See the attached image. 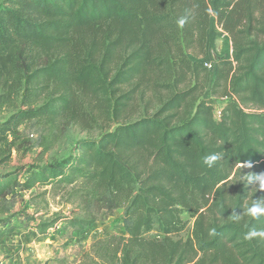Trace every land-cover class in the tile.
Here are the masks:
<instances>
[{
    "label": "trees",
    "instance_id": "obj_1",
    "mask_svg": "<svg viewBox=\"0 0 264 264\" xmlns=\"http://www.w3.org/2000/svg\"><path fill=\"white\" fill-rule=\"evenodd\" d=\"M213 16L233 53L216 60L212 81L188 51L206 56ZM263 38L264 0H3L0 106L13 113L0 123V147L11 149L30 121L104 129L75 155L0 173V201L83 181L91 206L124 208L127 236H107L105 264H264V238H244L264 230V215L242 214L264 199L259 182L243 181L264 174ZM192 73L205 74L203 89L181 85ZM211 81L212 96L230 99L219 119L204 97ZM150 92H164L157 106ZM185 212L193 230L175 239ZM17 216L41 234L61 221L81 231L95 223L18 212L0 228Z\"/></svg>",
    "mask_w": 264,
    "mask_h": 264
},
{
    "label": "rangeland",
    "instance_id": "obj_2",
    "mask_svg": "<svg viewBox=\"0 0 264 264\" xmlns=\"http://www.w3.org/2000/svg\"><path fill=\"white\" fill-rule=\"evenodd\" d=\"M2 2L3 0H0V5ZM257 14L261 16L259 12ZM188 52L192 60L204 62L205 67V62L215 65L219 58L232 57L233 41L213 16L208 30L206 56L200 54V47ZM214 69L209 68L212 81ZM205 77L204 73H192L181 85L188 88L198 84V88L203 89L206 85ZM212 81L204 97L213 100L215 115L219 119L220 110L230 99L212 96ZM163 94L164 92H150L144 99L157 106ZM146 102L147 100L141 102L142 107ZM12 113V108L0 106V123L7 120ZM103 129L98 126L87 129L71 121H61L57 125L45 121H30L20 127V137L11 149L0 147V173L18 168L28 169L33 165H43L75 155L81 139L98 138ZM6 156H9V159L2 162ZM88 192L89 186L83 181H77L73 185L36 186L28 191H18L12 200L0 201V219L18 212L43 216L44 221L56 217L95 219L94 225L84 231L61 221L48 233L41 234L32 225H27L22 216H17L6 227L0 228V264H105L101 255L110 253L108 246H112L107 236L126 235L123 229L124 208L110 212L91 206ZM182 219L186 221V226L179 233L172 235L175 239H186L193 230L194 219L188 212L182 214ZM36 223L34 221L32 224ZM108 264L118 262L115 260Z\"/></svg>",
    "mask_w": 264,
    "mask_h": 264
},
{
    "label": "clouds",
    "instance_id": "obj_3",
    "mask_svg": "<svg viewBox=\"0 0 264 264\" xmlns=\"http://www.w3.org/2000/svg\"><path fill=\"white\" fill-rule=\"evenodd\" d=\"M218 159L217 155H210L206 156L204 158V163L207 164L208 166H212V164ZM245 181L246 184H254L256 182H259V185L261 188H264V174H254V175H249ZM231 207V206H229ZM228 207V208H229ZM233 208V207H231ZM235 209V208H233ZM244 215L250 216L252 218H258L262 215H264V199H253V201L250 203V205L245 209L243 208V213ZM231 217L234 221H239L241 219V214H238L235 210L232 212ZM264 238V230H257L255 228L250 229L246 234H245V239L246 240H252L254 238Z\"/></svg>",
    "mask_w": 264,
    "mask_h": 264
},
{
    "label": "built area",
    "instance_id": "obj_4",
    "mask_svg": "<svg viewBox=\"0 0 264 264\" xmlns=\"http://www.w3.org/2000/svg\"><path fill=\"white\" fill-rule=\"evenodd\" d=\"M205 65L208 68H212L213 67V63H211V62H206Z\"/></svg>",
    "mask_w": 264,
    "mask_h": 264
}]
</instances>
